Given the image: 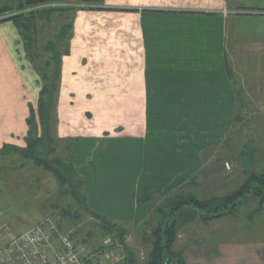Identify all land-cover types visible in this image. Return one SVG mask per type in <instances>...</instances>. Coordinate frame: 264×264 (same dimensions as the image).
<instances>
[{
	"label": "crops",
	"instance_id": "obj_1",
	"mask_svg": "<svg viewBox=\"0 0 264 264\" xmlns=\"http://www.w3.org/2000/svg\"><path fill=\"white\" fill-rule=\"evenodd\" d=\"M1 1L0 7H16L27 0ZM50 4L71 7L57 14L70 18V27L57 65L55 135L84 176L89 207L125 226L127 238L156 228L166 218L160 208L168 198L207 181L209 153L224 146L243 96L264 77V32H241L233 19L263 13L238 11L241 4L230 0ZM42 87L20 27L0 21V150L26 147L28 119L38 110ZM127 182L133 185L129 195L121 191ZM14 197L19 205L0 226V248L38 222L32 221L38 211L26 201L28 193L0 189L1 200ZM178 213L184 219L174 217L170 264H264V224L236 233L234 225L225 228L224 218L204 222L193 207ZM8 225L15 228L9 236Z\"/></svg>",
	"mask_w": 264,
	"mask_h": 264
},
{
	"label": "rangeland",
	"instance_id": "obj_2",
	"mask_svg": "<svg viewBox=\"0 0 264 264\" xmlns=\"http://www.w3.org/2000/svg\"><path fill=\"white\" fill-rule=\"evenodd\" d=\"M3 3L2 0L1 4ZM235 3L241 4L243 8L238 11L263 13V15L237 13L235 16L238 18L233 19L238 20L240 31L264 32V0H230V4L235 5ZM69 23L70 18H59L57 13L43 14L31 23L30 32L36 31V33L30 34L34 42L29 43L32 44L30 53L42 81L46 76L45 81L49 84L57 82L58 59L67 43V40L60 36ZM51 47H55V51L51 50ZM256 80L257 88H250V94L243 96L247 98L246 102L239 104L234 119V131L226 138L222 148L209 153V163L204 168L207 181L187 187L184 193L192 194L199 200L220 197L236 190L252 171L264 172V77ZM52 104L50 103L49 109L50 120L47 121L46 128L43 127L46 135L36 147L35 154L42 162L56 166L65 176V180H59L54 173L42 165L35 164L20 149L7 147L0 151V189L5 193L14 190L28 193L30 198L27 197L26 201L33 203V211H38L32 221L50 218L58 225L60 231L68 233L77 244L85 246L88 251L96 252L108 248L120 253L121 249H124L138 257V264L147 263L148 254L152 249L151 233L154 228L130 231L131 237H126L122 244L117 231L108 233L109 235L105 233L101 227V220L81 204L86 191L85 186L83 188L84 176L75 167V172L70 170L69 164L72 162L67 146L55 135L53 119L55 105ZM38 130L39 134H42L41 125ZM132 189V183L127 182L121 191L129 195ZM17 199L19 198L0 199V226L12 219V213L15 211L13 207L17 208L19 205V202L16 203L17 206L14 204ZM142 199L143 197L140 200L141 207L145 205ZM125 208L129 210V205L127 204ZM182 217L178 213L175 220L181 223L184 219ZM220 218H224L225 228L233 229L234 225L236 229L233 230H237L236 233L240 231L247 233L248 229L245 227L250 228L251 224H264V204L261 206L256 198L248 197L234 214ZM4 231L5 234L9 233V236L15 228L8 225ZM110 239L114 245L110 244L112 243L109 242Z\"/></svg>",
	"mask_w": 264,
	"mask_h": 264
},
{
	"label": "trees",
	"instance_id": "obj_3",
	"mask_svg": "<svg viewBox=\"0 0 264 264\" xmlns=\"http://www.w3.org/2000/svg\"><path fill=\"white\" fill-rule=\"evenodd\" d=\"M56 0H27L26 2L18 4L16 7L14 6H4L0 7V21L4 20H14L21 29V33L23 39L26 44V48L30 52V48L34 43L31 40L30 34L34 35L36 31L30 32L32 28V22L35 21V18L42 16L43 14H53L59 13L63 14L70 10L71 7H61V6H53L49 5L43 8L40 11H32L28 14H15L10 16H4L7 12H12L15 10H19L24 8L27 5H36V4H50L54 3ZM11 10V11H10ZM47 17V16H46ZM69 25L66 27V30L62 32L61 38L63 39L65 36V32L69 29ZM28 33V34H27ZM33 42V43H32ZM29 43H32L31 45ZM51 50L55 51V47H51ZM55 53V52H54ZM58 74V72L56 73ZM46 80V76L43 81V87L41 91V97L38 104V110H32V114L28 119V124L30 125V130L28 136L26 138V147L18 148L25 153V155L32 159L35 164L42 165L48 171L54 173L59 180H65V176L57 169L56 166L50 165L48 163L42 162L38 155L35 154L36 147L40 145L42 139L44 137V129L46 128L47 121L50 120V103L54 106V95L57 92V82L56 84H49ZM57 80V75H56ZM53 118V117H52ZM54 119V124H56V119ZM41 125L42 134H39L38 127ZM7 147L15 146H4L1 150ZM0 150V151H1ZM68 167V165H67ZM69 168L72 171H76L72 164H69ZM84 181V180H83ZM84 188V182H83ZM147 195V194H146ZM254 197L259 201V204L263 206L264 204V172H256L252 171L245 179V181L234 191L229 192L220 197H213L207 200H199L192 194H176L175 196L168 198L165 204L160 208V212L166 216L164 221L159 222L158 226L152 231V249L148 254V259L146 264H170L172 261V257L174 255L173 245L177 237V223L174 220L175 215L180 211L183 207H193L200 214L201 218L204 222L211 221L215 218H220L224 215H232L239 209V207L243 204V201L247 198ZM146 198V197H144ZM81 204L89 210L92 214L96 216L97 219L101 220V227L104 229L105 233L112 234L114 231H117L119 235L121 243L124 242V239L128 235L129 231L126 227H122L119 224L111 223L104 216L97 214L88 204V196L86 191H84L83 199ZM108 234V235H109ZM116 241V240H115ZM114 245V243L112 244ZM127 251V250H126ZM132 254V253H131ZM132 258L133 264H137L134 259V255L128 257V259Z\"/></svg>",
	"mask_w": 264,
	"mask_h": 264
},
{
	"label": "built area",
	"instance_id": "obj_4",
	"mask_svg": "<svg viewBox=\"0 0 264 264\" xmlns=\"http://www.w3.org/2000/svg\"><path fill=\"white\" fill-rule=\"evenodd\" d=\"M51 4H37L21 11L7 12L3 17L41 9ZM228 14V10H225ZM227 167L229 164L227 163ZM125 252L104 249L88 251L68 234L60 231L50 218L14 234L0 248V264H126Z\"/></svg>",
	"mask_w": 264,
	"mask_h": 264
}]
</instances>
